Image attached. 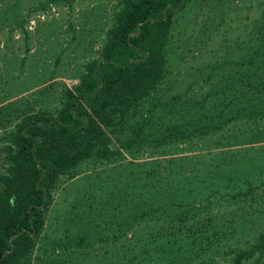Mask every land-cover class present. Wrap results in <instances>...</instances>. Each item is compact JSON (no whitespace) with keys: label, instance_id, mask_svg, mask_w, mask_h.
<instances>
[{"label":"rangeland","instance_id":"obj_1","mask_svg":"<svg viewBox=\"0 0 264 264\" xmlns=\"http://www.w3.org/2000/svg\"><path fill=\"white\" fill-rule=\"evenodd\" d=\"M113 1L75 0L71 6L34 11L37 0H0V108L22 106L21 99L34 92L37 108L57 106L60 90L77 83L83 64L95 55ZM258 1L197 0L181 13L168 47L163 99L174 93L200 99L212 84L218 89L221 74L237 69L234 62L245 56L239 45L244 47L249 22L259 14ZM207 63L216 65L209 80ZM217 96L207 101L215 110L220 107L213 100ZM226 97L238 100L236 93ZM238 101L243 107L244 98ZM5 118L0 114V121ZM242 122L236 124L245 131L238 145L224 146L223 135L232 123L200 142L201 148L196 139L182 144L183 153H175L179 171L174 177L165 171L160 176L161 185L178 181L181 195L159 194L149 210L141 208L143 201L134 206V188L120 186L118 178H125L112 167L87 165L75 178H62L33 263H227L228 249L245 247L264 230V142L247 143L250 124ZM219 161L229 163L232 174L207 178ZM247 187L254 191L246 198L228 195ZM142 211L148 212L134 220ZM181 211L187 217L184 223L176 217ZM77 237H83L81 245H75Z\"/></svg>","mask_w":264,"mask_h":264},{"label":"trees","instance_id":"obj_2","mask_svg":"<svg viewBox=\"0 0 264 264\" xmlns=\"http://www.w3.org/2000/svg\"><path fill=\"white\" fill-rule=\"evenodd\" d=\"M74 1L37 0L32 10ZM195 1L114 0L95 55L83 64L77 83L60 90L57 106L37 108L34 92L21 99L22 106L0 108L7 118L0 121V264H34L58 182L75 178L87 165L116 169L125 178H118L120 186L134 188V206L143 201L141 208L149 210L159 194L181 195L178 181L161 185L160 176L179 171L175 153H183L182 144L196 139L201 148L200 142L232 123L224 146L238 145L245 134L236 125L241 120L250 124L247 143L264 142V0L256 3L259 14L249 22L244 47L239 45L245 56L234 62L237 69L221 74L218 89L212 84L200 99L180 93L162 98L175 25ZM215 67L207 63L208 80ZM229 92L243 97L244 106L227 99ZM212 95H218L217 110L207 102ZM229 165L217 162L207 178L231 175ZM253 191L247 187L228 195L243 199ZM147 212L135 213L134 220ZM183 213L176 217L184 223ZM82 243L83 237L75 238V245ZM226 253L231 258L222 264H264V230Z\"/></svg>","mask_w":264,"mask_h":264}]
</instances>
